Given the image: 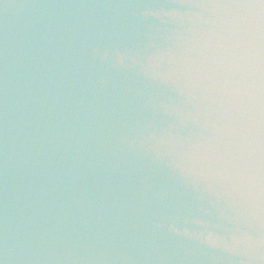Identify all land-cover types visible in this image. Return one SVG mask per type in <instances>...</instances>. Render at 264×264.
<instances>
[{
    "label": "water",
    "instance_id": "obj_1",
    "mask_svg": "<svg viewBox=\"0 0 264 264\" xmlns=\"http://www.w3.org/2000/svg\"><path fill=\"white\" fill-rule=\"evenodd\" d=\"M0 264H264V0H0Z\"/></svg>",
    "mask_w": 264,
    "mask_h": 264
}]
</instances>
